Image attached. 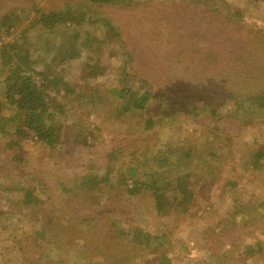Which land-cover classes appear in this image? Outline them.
Segmentation results:
<instances>
[{"label":"rangeland","instance_id":"374dc122","mask_svg":"<svg viewBox=\"0 0 264 264\" xmlns=\"http://www.w3.org/2000/svg\"><path fill=\"white\" fill-rule=\"evenodd\" d=\"M67 5L88 9L82 28L91 36L103 40L108 20L121 39L71 60V28L60 29V35L45 44L43 36L35 38L29 31L21 42L34 7L51 11ZM9 11L20 14L21 20L7 27L0 21V50L11 43L28 49L34 54L33 69L49 64L46 72L62 75L70 86L64 88L82 90L85 97L80 108L69 102L73 95L63 97L65 89L58 97L64 108L54 119L63 139L56 148L27 140L20 150L9 149L8 138L0 133V264H264L258 251L264 234L257 219L264 214V165L258 170L251 169V161L244 163L250 149H264V110L221 103L264 90V0H130L127 6L93 5L89 0H0V20ZM95 59L103 75L80 80L86 63L93 65ZM127 70L135 77L123 78ZM138 79L146 80L160 98L147 111L152 116L183 110L186 102L218 101L222 106L207 116L181 113L170 124L142 134L144 114H118V101L108 92L135 87ZM97 97L101 103L92 106ZM1 114L10 115V109L3 107ZM208 115L218 116L221 134L206 125ZM75 118L95 127L89 147L74 142ZM172 140L188 142L183 149L192 144H203V149L195 150L202 154L191 179L193 200L182 207L168 205L159 213L150 192L129 197L118 178L135 160L150 164L154 152ZM214 146L220 154L208 159ZM81 166L98 169L101 177L110 166L122 169L119 177L110 174L101 192L91 193L77 186ZM11 188L13 192L5 191ZM21 188L35 189L40 199L25 216L19 207ZM138 231L159 239L139 244L134 237ZM248 246L253 256L245 255Z\"/></svg>","mask_w":264,"mask_h":264},{"label":"trees","instance_id":"16d2710c","mask_svg":"<svg viewBox=\"0 0 264 264\" xmlns=\"http://www.w3.org/2000/svg\"><path fill=\"white\" fill-rule=\"evenodd\" d=\"M94 4H107V5H129L130 0H89ZM34 18L29 27L23 30L21 38L22 43H25V35L29 31H33L34 37L43 38L44 44L46 41H50L51 38L56 39L60 34V29H70V53L68 60L79 58L82 51H88L89 53H97L103 50V48L109 46V42L114 38H120L121 35L116 32L111 23L106 20L104 22V36L103 40L98 37L91 36V34L82 28L85 23V17L88 15V9L77 6L73 8L70 5L65 6L63 9H55L51 11H45L40 8H33ZM21 15L13 11L7 12L1 18V26L7 27L14 22L21 20ZM6 33L10 32L9 28L4 29ZM43 36V37H42ZM121 39V38H120ZM124 46V43H122ZM38 48H35L34 52L38 53ZM46 52V51H45ZM34 54H30L28 49L19 48L15 43L4 44L0 50V86L3 102L0 105V133L8 138L6 147L9 149L20 150L22 143L30 140L36 144L47 148H56L60 145L63 139L61 126L55 121V113H62L63 106L59 104L58 97L62 90L65 89L63 94L64 98L73 95V99H68L69 102L77 104L76 107L80 108V100H82L84 93L82 90H74L64 88L69 86L62 75L56 74V72H46L44 68L49 67L46 64L43 69L36 70L31 67L30 59ZM67 61V60H66ZM95 63L90 65L86 63V69L82 70V76L80 80L86 81L88 79H95L99 75H103L104 68L97 67ZM124 70L125 67H124ZM133 72H122L123 78H134ZM130 78V79H131ZM139 80V79H138ZM137 80V81H138ZM146 80L140 79L135 87L124 85L122 88H110L109 94L115 97L118 101L117 110L118 114H129L135 117L138 113L144 114V121L142 123L141 133L153 130L160 124L168 125L177 118V115L183 113L188 117H200L201 114L207 116V113L212 114L213 110L222 106L225 101H232L239 103L237 108L251 109L257 108L264 110V90H258L253 93L243 92V94H237L231 96L229 100H223L220 102L215 101L211 103H205L203 105H197L194 102H186L181 104L184 107L183 110L171 111L168 108L167 111H161L151 114L147 113L150 106L160 101L150 86L146 85ZM92 101V100H90ZM166 103V100H161ZM100 98H96L92 106L100 104ZM159 104V103H158ZM157 105V104H156ZM196 106H200L199 108ZM6 107L10 109V115L2 116L1 109ZM83 107V106H82ZM157 107V106H155ZM166 107V106H165ZM90 110L87 111L86 118L89 117ZM209 123L206 125L209 128L217 131L221 134V128L217 124V115H208ZM75 117V115H74ZM232 118V117H230ZM72 124L74 130V142L84 147H89V140L94 139L93 131L95 127L84 125L83 121L79 118ZM228 121H231L228 119ZM244 123V122H243ZM235 124V123H234ZM241 123L236 124V128L241 127ZM243 127V126H242ZM235 128V130H236ZM172 128H168L170 131ZM240 132H236L239 135ZM219 137L224 138L220 135ZM214 140L218 137H212ZM226 140V139H225ZM227 142V141H226ZM216 144V141L212 142ZM189 144L184 141H171L164 147L162 146L154 152L152 161L149 164L146 161L133 160V165L127 168V171L121 179L118 177L121 175L122 167H118L114 170L113 166L108 167L107 174L104 177L99 176L98 169L94 172L90 171V166H81L82 170L78 178V188L81 191L101 192L100 186L110 181V174H118L119 185L123 188V192L129 197H135L142 192H150L155 199V207L157 211L163 212L167 209L168 205L185 206L190 203L194 196L191 193L193 191L192 174L197 170L196 161L202 154V151H195L197 147L203 149V144H192L189 148L183 149L184 145ZM194 150V151H193ZM135 152H133L134 155ZM198 154V157H194ZM220 154V149L214 146L207 155L208 159L217 158ZM153 155V154H152ZM264 149L252 148L246 152L244 156L245 162L251 161L249 164L251 169L260 170L263 164ZM207 160L206 157H204ZM135 164V165H134ZM150 165V166H149ZM247 167V166H246ZM248 169V168H247ZM191 180V181H190ZM116 184H111L110 187H115ZM192 186V188H191ZM119 187V188H121ZM6 192H13V188L6 189ZM23 192V197L20 201V208L24 211L22 216L29 214L31 206H38L40 199L35 195V189H20ZM167 192H170L168 194ZM7 205L10 203V199ZM2 200H0L1 204ZM6 207V206H5ZM259 224L262 226L261 234H264V214L258 218ZM145 234V235H144ZM143 232L134 233V237H137L139 244L152 238L151 234ZM142 236V237H141ZM146 238V239H145ZM139 239V240H138ZM152 239L158 241V236H154ZM149 244V243H148ZM246 254L247 256H253L254 250L248 246ZM258 251L263 254L264 246L261 243L258 244Z\"/></svg>","mask_w":264,"mask_h":264}]
</instances>
